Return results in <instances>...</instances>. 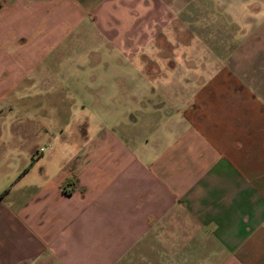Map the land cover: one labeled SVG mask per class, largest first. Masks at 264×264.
I'll return each mask as SVG.
<instances>
[{
  "label": "crops",
  "instance_id": "obj_1",
  "mask_svg": "<svg viewBox=\"0 0 264 264\" xmlns=\"http://www.w3.org/2000/svg\"><path fill=\"white\" fill-rule=\"evenodd\" d=\"M244 3L0 0V264H264V46L184 30Z\"/></svg>",
  "mask_w": 264,
  "mask_h": 264
},
{
  "label": "rangeland",
  "instance_id": "obj_2",
  "mask_svg": "<svg viewBox=\"0 0 264 264\" xmlns=\"http://www.w3.org/2000/svg\"><path fill=\"white\" fill-rule=\"evenodd\" d=\"M186 1V0H183ZM205 1V0H204ZM209 1H214V0H209ZM222 1V0H221ZM233 2L238 1V3L240 2H245L247 1V5H245L246 3H244V6H242L241 10L238 6H232L231 8L228 9V11L223 12L222 9L219 6H212V7H207L209 11V13H206L204 17L205 21L204 22H197V23H189L184 25V30L185 31H195V29L197 30H204V31H210V35L214 36V38H212L211 41L214 42V45H216V47L219 48H223L224 46H235V45H247L249 47L251 46H264V28L261 29L258 28L259 32L257 35V30L256 27L257 25H259L260 23H256V20L253 22H249L247 23L248 28L247 31L245 32L246 35L245 37H239L238 34L235 35V28L238 26H243L244 22L240 21L238 18V21L232 20L231 17H235L238 16L239 14H241V12H243L246 8L248 9V13H250L249 11L253 8L256 7V5H254L253 1L256 0H232ZM260 1V0H258ZM264 1V0H263ZM186 3V2H185ZM264 3V2H263ZM188 9H191L190 7H185L184 10V19H186L187 17H191L193 16V12L190 11L188 12ZM208 14V15H207ZM261 15L264 16V7H263V11L261 13ZM215 16V18L213 19V17ZM224 16H226V19H224V21H222L223 19H219L223 18ZM240 16V15H239ZM264 24V23H263ZM224 26H225V30H224ZM260 26V25H259ZM197 30V31H198ZM247 37V38H246ZM72 90H77V92H75V94H77V98L80 99V97H82V95L79 94L78 92V87L75 86H71L68 87V89ZM73 104V103H72ZM105 104V103H104ZM36 141H32L31 144H29L27 147H23L21 148V161H33L31 159V155L33 154L34 158H36L39 154H37L38 152L35 150V148H38L40 145H43L44 143L42 142V140H39V142L35 143ZM29 148V149H27Z\"/></svg>",
  "mask_w": 264,
  "mask_h": 264
}]
</instances>
